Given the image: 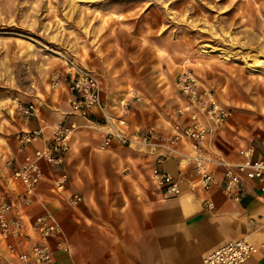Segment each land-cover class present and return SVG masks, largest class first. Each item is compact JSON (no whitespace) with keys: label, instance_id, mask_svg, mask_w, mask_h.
Here are the masks:
<instances>
[{"label":"rangeland","instance_id":"rangeland-1","mask_svg":"<svg viewBox=\"0 0 264 264\" xmlns=\"http://www.w3.org/2000/svg\"><path fill=\"white\" fill-rule=\"evenodd\" d=\"M64 58L96 73L108 98L134 95L128 116L167 134L178 121L174 77L187 59L235 109L220 150L264 127V71L250 65L264 62V0H0V180L23 128L18 105L34 104L53 123L67 113ZM77 145L81 137L71 147L82 170ZM96 170L97 162L90 173Z\"/></svg>","mask_w":264,"mask_h":264},{"label":"crops","instance_id":"crops-1","mask_svg":"<svg viewBox=\"0 0 264 264\" xmlns=\"http://www.w3.org/2000/svg\"><path fill=\"white\" fill-rule=\"evenodd\" d=\"M67 92L69 109L62 119L66 123L76 124L83 120L95 125V128L76 129L72 137V143L75 137L82 138V146L77 145L75 148L84 152L86 164L82 170H79L80 160L76 158L78 154L74 152L73 146L59 169L51 170L42 164L43 177L37 186L36 197L60 222L70 247L69 252L54 253L56 262L200 264L205 254L230 239L246 236L254 244L264 239V193L260 192V184L256 179L241 175L242 196L240 202L234 204L222 190V166L209 167L218 183L205 192L192 164L180 166L177 157L168 156L160 168L177 179L180 192L177 195L165 194L151 178L156 154L149 148L121 146L116 141L102 149L107 130L103 120L98 115H93L89 121L73 114L71 95ZM102 92L109 106L120 99L108 98L103 85ZM37 108L38 117H25L22 129L53 124ZM232 109L233 115L225 123L229 127L233 126L235 109ZM129 116L131 129L153 128L162 132L152 125L149 127L137 123ZM221 132L223 129L211 135L204 151L217 152L230 164H236L245 159V150L252 148L251 159L264 160V127L257 129L252 137L241 139L236 145L232 146L231 141H227V152L217 147V142L225 138ZM41 144L42 141H39L35 145ZM181 148L191 153L190 146L181 145ZM76 160H79V164ZM95 162L97 170L91 174L90 167ZM60 173L67 175L66 191L63 193H57L51 187L52 179ZM70 193L81 196L78 205L69 203ZM206 198L212 203L211 209L204 205ZM42 212V206L35 201L25 208L23 218L33 219ZM11 263H15L14 259L1 250L0 264ZM243 264H264V254L255 252Z\"/></svg>","mask_w":264,"mask_h":264},{"label":"built area","instance_id":"built-area-1","mask_svg":"<svg viewBox=\"0 0 264 264\" xmlns=\"http://www.w3.org/2000/svg\"><path fill=\"white\" fill-rule=\"evenodd\" d=\"M63 64L66 71L62 83L66 84L71 95V112L89 121L93 115L103 120L107 130L102 149L112 141L121 146L151 149L156 154L151 178L165 194L177 195L180 192L177 179L160 168L168 156L177 157L180 166L192 164L205 192L218 183L209 167L222 166V190L234 204L241 200L242 174L256 179L260 192L264 193V160L251 159L252 148H247L245 159L236 164H230L220 154L204 151L211 135L232 117L233 109L219 102L214 91L201 84L189 60L180 64L174 77V87L179 95L175 111L178 121L168 134L153 128L131 129L127 116L134 95L118 99L109 106L104 100L102 84L96 73L78 67L69 58H64ZM51 79L53 87L61 83L56 73ZM18 113L24 117H38V108L32 103L19 104ZM77 127L75 122L66 123L62 119L35 129H20L13 135L15 149L5 161L8 176L0 180V244L5 254L14 259V264H61L54 260V253L70 250L62 225L36 197V189L43 177L42 164L51 170L59 169ZM39 141L42 144L36 146ZM181 145L190 146L191 153L183 151ZM66 184L65 173H60L51 181V187L57 193L65 192ZM81 199L78 193L68 196L72 206L78 205ZM35 201L42 206L43 212L33 219L24 220L25 208ZM204 205L212 208L208 198L204 199ZM255 252L264 254V239L254 244L246 236H241L205 254L200 264H243Z\"/></svg>","mask_w":264,"mask_h":264},{"label":"bare ground","instance_id":"bare-ground-1","mask_svg":"<svg viewBox=\"0 0 264 264\" xmlns=\"http://www.w3.org/2000/svg\"><path fill=\"white\" fill-rule=\"evenodd\" d=\"M251 67L259 69L261 71H264V62L260 60L253 61V59L250 62Z\"/></svg>","mask_w":264,"mask_h":264}]
</instances>
